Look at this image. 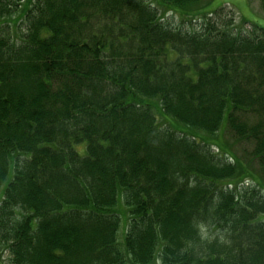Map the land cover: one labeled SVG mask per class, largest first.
Listing matches in <instances>:
<instances>
[{
	"label": "trees",
	"instance_id": "trees-1",
	"mask_svg": "<svg viewBox=\"0 0 264 264\" xmlns=\"http://www.w3.org/2000/svg\"><path fill=\"white\" fill-rule=\"evenodd\" d=\"M198 1L0 0V259L264 264V28Z\"/></svg>",
	"mask_w": 264,
	"mask_h": 264
},
{
	"label": "rangeland",
	"instance_id": "rangeland-1",
	"mask_svg": "<svg viewBox=\"0 0 264 264\" xmlns=\"http://www.w3.org/2000/svg\"><path fill=\"white\" fill-rule=\"evenodd\" d=\"M261 2V0H199L193 7L200 8L201 6H206L209 3L207 10L222 8V16H224L223 20L232 19V22L238 28L248 31L252 29V25H257L264 28V8L262 7ZM173 15H171V13L167 14L168 18L172 17L173 21L175 22L174 25H180V22L174 18ZM242 19L246 21V24L243 23ZM9 24L11 27L3 26V28L7 29L10 35H12V33H16L17 37H19L23 34L22 32L24 31V25L22 20L16 21L13 24ZM198 24H200V20L197 21L196 25ZM157 117V119L160 121V115L158 113ZM227 141L229 142V145L231 143L233 146V141L231 139H227ZM236 148H238V146H236ZM233 149L235 148L233 147ZM78 151L82 152L81 149H78ZM212 236H214L213 233ZM118 239L121 241L122 237L118 236ZM7 260L8 255L4 253L3 257L0 259V262L1 264H8Z\"/></svg>",
	"mask_w": 264,
	"mask_h": 264
}]
</instances>
